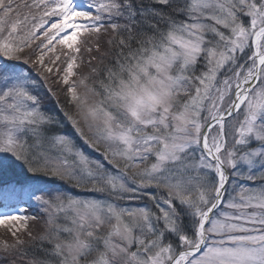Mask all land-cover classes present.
<instances>
[{"label":"snow or ice","instance_id":"1","mask_svg":"<svg viewBox=\"0 0 264 264\" xmlns=\"http://www.w3.org/2000/svg\"><path fill=\"white\" fill-rule=\"evenodd\" d=\"M0 227V264H264V0H0Z\"/></svg>","mask_w":264,"mask_h":264},{"label":"rangeland","instance_id":"2","mask_svg":"<svg viewBox=\"0 0 264 264\" xmlns=\"http://www.w3.org/2000/svg\"><path fill=\"white\" fill-rule=\"evenodd\" d=\"M85 59H87V56L85 55L84 57ZM87 69H77V71H86ZM59 87V86H57ZM61 101L63 102L64 97L61 95L60 97ZM49 108L53 107L52 104L48 105ZM35 212V209L31 208V207H27L24 211V215H29L31 216L33 213ZM28 224L32 227L29 226V230H31L33 232V235L38 236L40 234V230L39 228L36 226L37 222L29 220ZM0 239H8L11 240V236L9 233H7L6 229L4 227H0Z\"/></svg>","mask_w":264,"mask_h":264},{"label":"trees","instance_id":"3","mask_svg":"<svg viewBox=\"0 0 264 264\" xmlns=\"http://www.w3.org/2000/svg\"><path fill=\"white\" fill-rule=\"evenodd\" d=\"M30 226V225H29ZM30 227H32V226H30Z\"/></svg>","mask_w":264,"mask_h":264}]
</instances>
